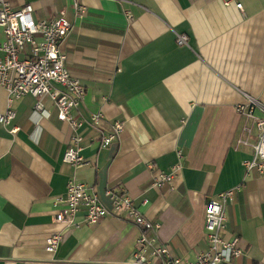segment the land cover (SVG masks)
I'll use <instances>...</instances> for the list:
<instances>
[{
  "label": "crops",
  "instance_id": "obj_1",
  "mask_svg": "<svg viewBox=\"0 0 264 264\" xmlns=\"http://www.w3.org/2000/svg\"><path fill=\"white\" fill-rule=\"evenodd\" d=\"M236 1L242 8L223 0H10L15 8L32 4L35 19L65 11L72 27L61 49L87 90L73 114L102 112L104 119L99 128L80 129L86 163L77 167L63 160L73 131L51 98L43 111L32 95L14 100V120L0 123V264L132 259L141 234L132 222L107 216L89 224L84 212L71 223L55 220L63 208L55 198L71 179L94 187L108 207L107 189L128 193L160 223L158 240L188 261L208 247L207 201L234 189L222 234L238 236L243 252L229 264H264V175L245 166L258 132L252 122L251 133L244 131L237 110L243 93L264 104V0ZM177 34H186L188 45H179ZM7 108L0 86V112ZM115 120L124 122L123 132L101 147V133ZM178 165L171 183L152 185ZM57 233L62 241L50 252L46 240Z\"/></svg>",
  "mask_w": 264,
  "mask_h": 264
},
{
  "label": "built area",
  "instance_id": "obj_2",
  "mask_svg": "<svg viewBox=\"0 0 264 264\" xmlns=\"http://www.w3.org/2000/svg\"><path fill=\"white\" fill-rule=\"evenodd\" d=\"M223 1L225 4L235 3L238 8H242V3L236 0ZM75 6L80 14L84 13L82 6L78 3ZM33 11L34 7L30 3L15 8L10 0H0V27L5 34V40L0 43V86L8 92V108L6 112H0V123L9 125L14 120L15 99L32 95L37 98L36 108L43 111L44 99L50 97L58 110L59 120L67 122L73 131L72 144L65 150L63 160L80 167L86 163L82 154L84 145L80 129L86 123L99 128L104 114L95 112L87 118L75 117L73 114L84 101L87 90L66 66L67 55L61 49L62 41L72 27L65 11L46 19H35ZM177 43L188 45V36L177 34ZM243 95L245 101L237 106L239 114L246 120L243 129L251 133L252 128L247 123L252 122L258 132L257 141L253 145L254 153L245 162L246 170L250 173L252 169H257L264 175V104L248 93ZM17 130L18 127H15L12 132ZM123 130L124 122L115 120L109 132L101 133L100 146L108 147ZM178 154L180 156L181 151ZM179 167L171 171H160L154 176L152 185L161 187L171 183ZM234 191L225 190L207 201L204 238L208 247L193 261L174 255L168 244L158 240L155 234L161 227L160 223L145 216L126 192L107 189L106 194L112 203V207H108L101 201L94 187L71 179L66 194L55 198V206L61 205L63 208L56 212L54 218L56 221L71 223L77 213L84 212L89 224H95L107 216H119L137 225L141 234L137 238L133 257L127 264H229L243 252L238 236L227 239L222 234L227 220L225 207L232 200ZM61 241V234H53L46 240V249L54 252Z\"/></svg>",
  "mask_w": 264,
  "mask_h": 264
}]
</instances>
